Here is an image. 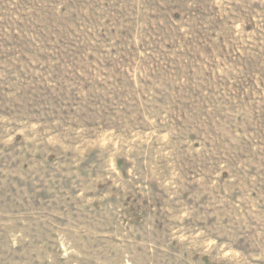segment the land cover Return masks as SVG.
<instances>
[{"label": "rangeland", "instance_id": "374dc122", "mask_svg": "<svg viewBox=\"0 0 264 264\" xmlns=\"http://www.w3.org/2000/svg\"><path fill=\"white\" fill-rule=\"evenodd\" d=\"M0 264H264V0H0Z\"/></svg>", "mask_w": 264, "mask_h": 264}]
</instances>
